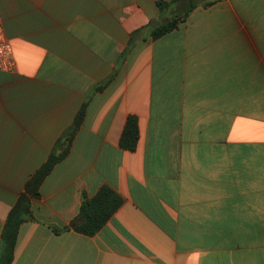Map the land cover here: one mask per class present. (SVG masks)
Masks as SVG:
<instances>
[{"label":"crops","instance_id":"obj_1","mask_svg":"<svg viewBox=\"0 0 264 264\" xmlns=\"http://www.w3.org/2000/svg\"><path fill=\"white\" fill-rule=\"evenodd\" d=\"M0 18L15 61L0 72V249L87 105L10 264H264V0H0ZM103 186L123 203L96 235L75 231Z\"/></svg>","mask_w":264,"mask_h":264},{"label":"trees","instance_id":"obj_2","mask_svg":"<svg viewBox=\"0 0 264 264\" xmlns=\"http://www.w3.org/2000/svg\"><path fill=\"white\" fill-rule=\"evenodd\" d=\"M214 2L215 1L209 2L206 6H209ZM160 5L163 7L165 6L162 3ZM180 20V17L173 18L172 20L155 27L151 31V37L159 38L173 31L178 27ZM86 106V104L82 106L76 115L72 126L56 143L47 162L27 182L25 192L20 196L17 203L10 211L2 234L0 264H10L12 261L13 250L20 225L23 222L34 218L31 210V199L40 197V187L46 177L51 173L56 164L69 155L72 141L84 122ZM138 135V119L136 116H129L120 141V146L127 151H135L138 142ZM122 203L123 200L120 196L108 186H103L94 198L84 197L79 217L72 228L79 233L94 236L116 213ZM58 231L60 230H56V232Z\"/></svg>","mask_w":264,"mask_h":264},{"label":"built area","instance_id":"obj_3","mask_svg":"<svg viewBox=\"0 0 264 264\" xmlns=\"http://www.w3.org/2000/svg\"><path fill=\"white\" fill-rule=\"evenodd\" d=\"M15 69L13 48L6 36L0 18V72H12Z\"/></svg>","mask_w":264,"mask_h":264}]
</instances>
